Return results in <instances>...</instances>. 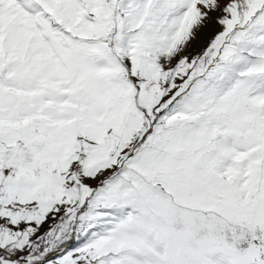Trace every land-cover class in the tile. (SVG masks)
Listing matches in <instances>:
<instances>
[{
    "label": "snow or ice",
    "instance_id": "snow-or-ice-1",
    "mask_svg": "<svg viewBox=\"0 0 264 264\" xmlns=\"http://www.w3.org/2000/svg\"><path fill=\"white\" fill-rule=\"evenodd\" d=\"M0 264H264V0H0Z\"/></svg>",
    "mask_w": 264,
    "mask_h": 264
}]
</instances>
